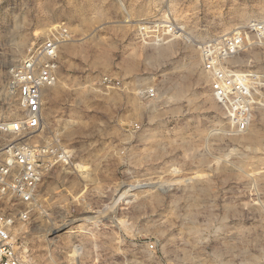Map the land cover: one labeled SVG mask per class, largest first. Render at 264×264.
I'll use <instances>...</instances> for the list:
<instances>
[{"label": "rangeland", "instance_id": "374dc122", "mask_svg": "<svg viewBox=\"0 0 264 264\" xmlns=\"http://www.w3.org/2000/svg\"><path fill=\"white\" fill-rule=\"evenodd\" d=\"M58 28L35 141L72 161L15 227L22 264H264V0H0V117ZM233 35L236 111L205 66Z\"/></svg>", "mask_w": 264, "mask_h": 264}, {"label": "built area", "instance_id": "2783aa9c", "mask_svg": "<svg viewBox=\"0 0 264 264\" xmlns=\"http://www.w3.org/2000/svg\"><path fill=\"white\" fill-rule=\"evenodd\" d=\"M68 36L65 28L54 30L8 69L9 88L17 96L19 113L11 119L0 117V264H22L15 227L29 218L35 192L47 173L72 161L66 145L35 141L43 122L44 89L58 80L60 46ZM238 42L234 35L224 38L209 51L205 64L212 75L213 94L235 111L236 73L219 61L231 57Z\"/></svg>", "mask_w": 264, "mask_h": 264}, {"label": "bare ground", "instance_id": "6f19581e", "mask_svg": "<svg viewBox=\"0 0 264 264\" xmlns=\"http://www.w3.org/2000/svg\"><path fill=\"white\" fill-rule=\"evenodd\" d=\"M176 32H177V31H176ZM55 83H56V82H55ZM55 83H54V84H55ZM52 86H53V85H52ZM45 89H46V88H45ZM45 89H44V91H45Z\"/></svg>", "mask_w": 264, "mask_h": 264}]
</instances>
